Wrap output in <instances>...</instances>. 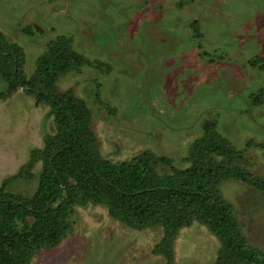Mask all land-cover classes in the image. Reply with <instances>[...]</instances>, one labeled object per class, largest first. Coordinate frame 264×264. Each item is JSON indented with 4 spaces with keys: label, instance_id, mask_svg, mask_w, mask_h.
<instances>
[{
    "label": "rangeland",
    "instance_id": "rangeland-1",
    "mask_svg": "<svg viewBox=\"0 0 264 264\" xmlns=\"http://www.w3.org/2000/svg\"><path fill=\"white\" fill-rule=\"evenodd\" d=\"M0 32L22 47L27 77L60 35L89 62L61 74L55 87L85 101L103 158L116 163L150 150L184 168L212 120L264 178V93L259 103L250 97L264 89V0H0ZM54 130L49 107L25 90L0 99V185ZM39 168L6 189L31 194ZM220 192L247 240L264 249V193L234 179ZM74 209L73 230L29 264H167L154 249L160 226L128 227L92 203ZM218 248L194 220L174 238L170 264H215Z\"/></svg>",
    "mask_w": 264,
    "mask_h": 264
},
{
    "label": "trees",
    "instance_id": "trees-1",
    "mask_svg": "<svg viewBox=\"0 0 264 264\" xmlns=\"http://www.w3.org/2000/svg\"><path fill=\"white\" fill-rule=\"evenodd\" d=\"M24 60L22 47L0 32V99L25 90L36 104L49 107L55 130L0 185V264H29L41 248L57 246L73 230L75 206L86 203L104 206L111 217L131 228L160 226L162 237L154 249L167 264L178 231L194 220L219 241L215 264H264V249L247 240L232 205L220 192L222 182L234 179L264 193V178L247 169L243 152L217 131L212 120L203 122L184 168L150 150L111 162L96 149L85 101L71 90L56 92L61 74L89 62L63 35L47 44L28 77ZM258 60L248 62L257 65ZM263 93L259 89L250 97L259 103ZM37 163L31 194L6 189L10 181L35 177L32 169Z\"/></svg>",
    "mask_w": 264,
    "mask_h": 264
}]
</instances>
